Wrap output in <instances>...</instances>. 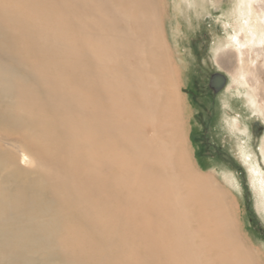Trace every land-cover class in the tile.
Segmentation results:
<instances>
[{
  "label": "bare ground",
  "instance_id": "1",
  "mask_svg": "<svg viewBox=\"0 0 264 264\" xmlns=\"http://www.w3.org/2000/svg\"><path fill=\"white\" fill-rule=\"evenodd\" d=\"M224 15L216 53L264 122V0ZM175 77L157 0H0V264H264L192 168Z\"/></svg>",
  "mask_w": 264,
  "mask_h": 264
},
{
  "label": "rangeland",
  "instance_id": "2",
  "mask_svg": "<svg viewBox=\"0 0 264 264\" xmlns=\"http://www.w3.org/2000/svg\"><path fill=\"white\" fill-rule=\"evenodd\" d=\"M157 8L162 42L176 74L185 149L192 168L204 177L217 179L234 220L232 236L264 258V209L260 208L264 204L251 182L259 179L258 170L264 168L258 159L264 122L252 115L245 103L247 89L236 82L235 63L223 53H216L225 36L219 19L225 18L229 0L205 10L187 7L183 0H157ZM221 58L225 67L217 63ZM215 74L226 79L218 93L209 88ZM234 120L246 125L250 136L249 131L244 134L233 130ZM227 173L234 176L236 190L225 182Z\"/></svg>",
  "mask_w": 264,
  "mask_h": 264
},
{
  "label": "water",
  "instance_id": "3",
  "mask_svg": "<svg viewBox=\"0 0 264 264\" xmlns=\"http://www.w3.org/2000/svg\"><path fill=\"white\" fill-rule=\"evenodd\" d=\"M225 82V77L220 74H215L211 78L210 87L214 93H218L220 89L224 86Z\"/></svg>",
  "mask_w": 264,
  "mask_h": 264
},
{
  "label": "flooded vegetation",
  "instance_id": "4",
  "mask_svg": "<svg viewBox=\"0 0 264 264\" xmlns=\"http://www.w3.org/2000/svg\"><path fill=\"white\" fill-rule=\"evenodd\" d=\"M209 88L211 89V87H210V83H209ZM212 90V89H211ZM213 91V90H212Z\"/></svg>",
  "mask_w": 264,
  "mask_h": 264
}]
</instances>
